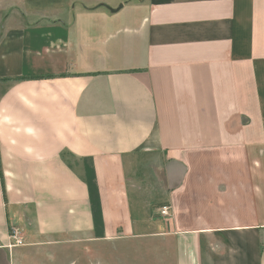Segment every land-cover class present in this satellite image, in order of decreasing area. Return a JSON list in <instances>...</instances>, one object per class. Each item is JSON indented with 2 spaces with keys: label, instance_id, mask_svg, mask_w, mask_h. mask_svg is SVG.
<instances>
[{
  "label": "crops",
  "instance_id": "crops-1",
  "mask_svg": "<svg viewBox=\"0 0 264 264\" xmlns=\"http://www.w3.org/2000/svg\"><path fill=\"white\" fill-rule=\"evenodd\" d=\"M143 236L264 264V0H0V264Z\"/></svg>",
  "mask_w": 264,
  "mask_h": 264
},
{
  "label": "rangeland",
  "instance_id": "rangeland-1",
  "mask_svg": "<svg viewBox=\"0 0 264 264\" xmlns=\"http://www.w3.org/2000/svg\"><path fill=\"white\" fill-rule=\"evenodd\" d=\"M42 0H35L40 2ZM51 3L49 2L48 5ZM160 237H129L96 241L74 237L53 244L44 254L34 252V264H174V256ZM165 246V247H164ZM163 248L168 249L163 250Z\"/></svg>",
  "mask_w": 264,
  "mask_h": 264
},
{
  "label": "built area",
  "instance_id": "built-area-1",
  "mask_svg": "<svg viewBox=\"0 0 264 264\" xmlns=\"http://www.w3.org/2000/svg\"><path fill=\"white\" fill-rule=\"evenodd\" d=\"M159 215L162 217H168L171 215V206L164 204L159 207ZM25 243V236L22 230L18 227H11L10 229V243L9 248L22 246Z\"/></svg>",
  "mask_w": 264,
  "mask_h": 264
},
{
  "label": "trees",
  "instance_id": "trees-1",
  "mask_svg": "<svg viewBox=\"0 0 264 264\" xmlns=\"http://www.w3.org/2000/svg\"><path fill=\"white\" fill-rule=\"evenodd\" d=\"M32 77V76H31ZM34 78V77H33Z\"/></svg>",
  "mask_w": 264,
  "mask_h": 264
}]
</instances>
